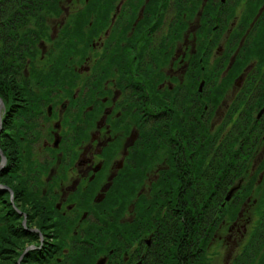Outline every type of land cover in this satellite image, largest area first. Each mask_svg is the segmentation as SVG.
<instances>
[{
  "label": "rangeland",
  "instance_id": "374dc122",
  "mask_svg": "<svg viewBox=\"0 0 264 264\" xmlns=\"http://www.w3.org/2000/svg\"><path fill=\"white\" fill-rule=\"evenodd\" d=\"M11 1L0 0V26L4 28L8 27V30L10 28L8 24H5V22L10 18V16H13V14H15L12 8L15 5L14 3L11 4ZM122 1L124 0H118L117 2L113 3L115 4V8L117 7V12H119L120 18L118 19V17L114 16L111 17L112 24H117V26L115 31L109 29L108 34H106L109 37V42L106 44V46L108 45V48L116 47L119 41H124L126 35L134 33L136 26L141 22L139 17L140 10L144 5L150 2L149 0H126L127 2L123 3ZM206 1L207 0H159L160 7L158 15H160V32L157 33V37H155V39H153L151 37L152 35H149L146 31H143L141 33V39L138 41V47L144 44L147 51L144 52V58L142 59L141 63H139V61L137 60L138 63L135 65V67H133V70L138 66H141V68L145 71L151 70L152 72H154V74L156 70V73L159 74V78H162L161 81L160 79L158 80L157 84L160 86V89L162 91H164L165 89H169V87L176 88L177 93L175 102L177 104V107H182L186 111V121L188 120V122L191 123L192 119L195 118V115L198 114L200 115L198 119L199 125H207V123L209 122L208 133L210 135H213L212 139L217 138V145L216 147L214 146L216 149H218L217 154L212 151L213 156L217 157L215 160H217L218 158H221L219 157V155H224L226 150L225 148L227 147L224 146L226 142H235V148L240 146V144L243 145L240 140L245 136V132H248L251 128L254 133L259 134V137H262L264 135V99H259L262 95L264 96V88L261 86V84H263L264 82V70L259 69L261 66L264 68V63L261 64V62L264 61V55H260L255 59H249L245 64V68H247L254 62H257L254 65L253 69L255 71H259L258 73L252 72L249 74L247 73V75L246 73H244V67H242V69L236 73L235 77L232 80L227 79L226 74H228L229 70L233 67L234 60L242 55L240 54L241 51L240 53H237V50H239V48L241 49L244 43H248V39L251 35L245 40H242V37H237L229 40L225 39L227 34L224 36L226 30L223 32L222 27H227V22H225V19H223L221 26L220 24L216 25V22H214V20L211 23L208 22V26L207 24L203 27L201 26L200 28L203 29H199V31L196 32V36L195 32H191V28L193 25V28L198 25L197 20L199 14L196 15L197 10L203 12L206 6L209 4L208 9L206 10L207 13L209 10H211V5L214 6L213 10H216L218 5L222 6V2L220 0H213L214 3L212 2V0H209L207 3H205ZM137 2L139 3V5L137 6L138 10L136 13V10L134 11L133 6ZM198 3L200 4L198 5ZM249 5L251 6V2ZM82 6L83 0H63L62 10L60 11V13L52 18L48 17V32L53 39H62L63 34H61V29H63L65 25L71 21L70 14L74 12L78 13L80 9H82ZM257 8L259 12L262 9L263 14L264 4L260 5ZM245 11H247L245 10V8H241V13H245ZM211 16L214 18L215 12H213ZM166 19H168V21L173 19L174 21L171 25H169L164 23V20ZM204 21L206 22L205 17L203 19V23ZM214 23L216 29L220 27L218 33H211V30L208 31V29L205 31L206 27L212 28L214 26ZM126 24H128V28L126 31H124L123 29H125ZM145 28H147V26ZM4 30L7 31L6 29ZM220 34L221 38L219 37ZM157 38L159 39L158 50L157 46L155 45ZM101 40H99L97 44H100L99 42ZM146 41L149 42L147 43ZM162 44L163 48H165L163 51H161L160 49ZM41 46L43 47L42 54L44 59L38 64V66L41 67L42 65V68L46 69L47 71H45L46 74L39 75L40 79H43L49 84L50 82L55 83V81H57V83H61L62 80L61 82L59 81L62 78L63 80H65V83H67L66 80L68 78V75H70L67 67L70 68L71 64H69L68 61L62 62V58L57 56V54H59V49L56 47L57 45L54 40H50L49 38H47L46 40L43 39L39 44L40 49ZM8 48L10 49V47ZM262 49L264 50V45H262ZM99 51V46L96 45L93 48V51L88 55V57L82 64L77 63L79 57H76L75 62H73L74 64L71 62L73 65L78 66L77 71H80L81 77L79 78V83L81 85L80 87H78V89L80 88V97L79 95L77 96L76 102H74V104L76 105L73 104L70 106L72 102L69 103L68 106H66V108L62 110V114L65 117L64 120L67 121L66 123H69L68 121L76 116L74 120L75 127H71L76 129V134L74 135L73 133H71L70 137L74 136V138L63 142L58 147L59 149L57 150L59 152L57 153V155H55L54 158H51V155L49 154L50 151L45 149L42 140L45 136L47 128H44L43 134L39 132L40 129L44 127H42V124H44L45 120H47L49 117L46 108L50 103L53 102L45 101V112L43 111L42 113H37V117H34V115L36 116V113L31 115L33 116V118L29 117L28 112H22L24 111L22 107L26 106V101L22 97L17 102L14 101L12 104L11 102L9 103V106L12 110H14L15 115H13V113H9V115L6 113V104L2 109V119H5V117L6 119L2 121V129L0 131V147L4 146L3 144H5V147L7 148L8 141L13 143L12 139H14V143L16 145L20 143V145H22L21 148L23 149V147L28 145L30 139L35 140L39 137L41 139H39V143H35V148L33 149L31 155V163L28 160L25 164L24 169H20V171H18V175L22 176L23 179H20L18 177V179H14L15 182H12L11 184L7 182V180H9L7 178V175L9 174L8 170L12 172V170L10 169V163L8 164L6 161H1L0 163V186H2L3 188L0 191V195L4 196L5 201H8L12 205L9 206L10 213L12 212V214L16 216L19 221V228L23 232L20 239V242L23 243L20 247L14 248L15 252H20V255H18L17 258L18 264H25L23 263V261H28V259H30L28 253L34 247L35 249L43 247L44 251H47L46 248H48V246L52 248V246L56 244L57 240L59 242L62 240V238L61 240L59 239V236L65 239L66 242L62 243V245L68 252H70V249L72 252V250H75L77 248L84 251L86 250V248H83L84 246H92V248L95 250L88 251L87 254L89 255L90 252H95L96 255H98L94 264H98L99 260H101L102 258H106L104 264L109 263V259L113 260L112 262L115 263L121 261L125 264H131L130 261L132 262V264H141V261H139V259L141 260V258L143 259V264H151V261L158 260V257H156V259L154 258L155 251H157L159 248V241H157L158 238L155 235L156 233L154 231L152 232L154 234L153 239H151L150 236L152 233L147 234L142 237L141 244H138L137 241H134L132 242L130 247H127L130 242H128V240L124 239L122 236L115 234L116 231L114 230L116 229L111 225V223L114 222V219L116 217H114L112 213L108 212L110 210L104 211V203L101 204L100 207L95 208L94 211H91V214H89V218H87V221L86 218H83V220L80 221L81 218L79 216L80 219L77 220V223H75L73 226V228L77 229L78 231L75 232L74 230L70 232V234L69 232H65L62 226L63 221L60 222L61 228L56 227L55 224L57 220L53 218L56 221L55 222L52 218L51 220L48 219V217L46 216V211L44 212L43 209V212H41V214L35 215L36 209L34 206V202L32 201V192H34V190L37 192V202L41 204L43 202L44 196V187L42 185H46L47 179L49 178L46 175L43 176L44 170L46 169V167H48V170L51 169V164L53 162L55 163L56 159L60 160L59 154L61 152H63L64 155H67V153L69 154V152L73 150V148H77L80 145L87 146L91 142L89 138L90 136H92L91 133H93L96 129L95 119L98 115L100 118L101 116H103V105H107L108 107L112 106L113 115L124 113L125 120H122V122H126V125H130L129 130H124L123 125L121 127L115 126L114 121L111 128V134L113 136H117V138H114L115 140L112 142L109 148L110 152L114 150V154H117V152L121 154L123 147L125 148V145L128 142H131V138H128L126 142L124 139L129 131L130 133L132 131V138H134L135 140V147L130 148L129 152L139 147L140 144H143L142 142H144V136L142 135L140 124L141 126H143L141 119L144 115V119L150 121L148 122L149 125H147V128H151L152 121L154 122V124L161 121V126H156L157 129L155 130V134H153L154 138H156L155 146L161 148L158 152L157 159L154 154V151L156 149H154L151 145L149 146L150 149L148 151V156L144 158V155H142V158L146 160L140 159V155L136 151L134 156H132V158L129 157L128 160L130 161V163L131 161H136L140 164L138 163L137 165H135V162L132 163L130 165V167L132 168V172L126 173L123 178L124 180L121 179L119 181L121 185H124V187L120 188L119 191L124 193L125 197L128 190L123 181H125L127 184L140 183L138 184L137 188V195H139V197L136 198L133 196V199L130 200V202L126 205V209L123 210L121 216L117 218V221H119L121 224L133 222L136 219L141 220L143 215L148 212V210L144 209V207L142 206L138 210L135 209L136 204L138 207L139 204L143 205L144 203L141 199L139 200L140 193L145 194L147 199L153 197L154 192L151 191V186L153 185V183L155 184L161 181L163 171L160 170L166 167V165L163 164V160L168 157V152H173L171 148L174 149L175 141L179 140L177 131L180 130L177 127L171 128L173 125L172 123L170 127L171 136L169 139H167V137L169 136L165 137L168 129L162 128V126L166 124V120H170L169 117L172 116L171 113L165 110L169 106H164L163 108L156 107V109L154 106H151V104H148V106H146L145 104L135 106L134 104H132V102L125 101L126 93L122 92L123 90L121 89V82L117 80L118 77L115 71L108 72L107 70V77L105 82L102 84L103 87L101 89H99L98 86H94V83L96 82V72L102 70V66H95L96 60H94L93 58V56H96ZM109 51H111V49L107 50V53ZM136 52L137 51L135 50L132 53V57L135 56ZM40 56L42 57V55ZM197 64L198 66L201 65L202 74H200L198 78L196 77L197 80L195 83V90L193 81L196 76H194V70L196 69L195 67ZM64 65H67V67H64ZM188 65L189 68L187 67ZM23 69H21L20 71H22V73L24 74L27 69H24V71ZM32 69L33 68H31V70ZM59 71H61V78L58 74ZM2 72L3 70L0 69L1 74ZM166 74H169L170 76L173 75L174 80H171V78L167 77ZM35 77L37 76H33L31 72L30 75H25L24 80L29 81V86L18 83L20 85V88H17L16 95H22L21 88H24L26 94L29 97H32L29 91V87H31L32 85L34 86ZM6 80L7 78L4 75H0V85L3 84V82ZM146 80V77H144L145 82ZM115 83H117L118 86L115 85ZM254 83L256 85H254ZM61 85L50 87L49 89V93L51 97L53 96L54 99V107L52 108L54 114L59 109L58 107L60 106V104L64 102L66 103L67 98H71V92H69L71 88L67 84L63 86ZM219 86L222 87L221 96L214 93L215 89L217 87L219 88ZM63 87H65V89ZM107 87H109L110 89L112 88L111 91H113V93L110 94L111 96H108V93L106 92ZM96 90H98V92L100 91V93L96 94ZM198 93L202 94L200 95V98L203 100H200L198 98ZM97 95L98 99H96ZM171 95L174 96L172 92ZM106 96L109 97V100ZM102 98H106L107 103L102 102L101 104ZM132 100H138L137 96L132 97ZM154 112L158 115L154 116ZM250 116L252 117L251 123L248 120ZM29 118H31L35 122V124L32 126V131L27 134L29 137H26V134L23 133H25L26 125L30 122ZM154 119L158 121H155ZM16 121L20 124L19 129L12 127V125H14ZM124 131H126L127 133H125ZM195 133L198 137L199 130ZM11 134L14 135V137H12ZM22 135L26 137L23 140L21 138ZM65 135L67 136V132H65ZM160 136L162 137L160 138ZM237 140L238 143H236ZM56 141L58 143L57 139ZM223 148L225 150H223ZM6 150L8 152V148ZM29 153H25L18 147L17 153L15 155L18 154L25 157L29 155ZM18 155L15 157L16 159H18ZM181 155V157H184L186 159L188 153L184 150ZM0 157H2L1 153ZM5 158H8L11 161L12 156H10L8 152V157L6 156ZM135 158H139V161ZM0 159L3 160V157ZM263 161L264 142L259 143L252 150V155L248 160L250 166L248 168L249 173L247 179H241L235 182L233 181L232 185L228 187L227 190L225 188L224 190L222 189V191H220V199L222 198L225 202H230V209H232L233 206L237 203L240 210H238L237 216L234 219L227 217L224 220H220V223L215 224L216 226L211 233L209 243L203 251L204 257L202 264H235L237 259L241 256L243 257L246 252L250 255L254 254L257 257L256 261L259 260V258L264 257V242L260 246L257 242L258 239H256L253 245L251 244V240H253L254 238H258L259 234L262 233L264 235V230L262 228L264 224H261V226L259 225L260 228H258V225H256V218L259 216L257 214L258 211L256 213V203L258 202L259 198L264 195V163L262 167L260 166L261 162ZM147 163L151 164L150 166L152 169V176L150 179H152V181L148 179V181L142 182L141 180L134 178V169H137V167L143 168ZM2 164L4 165L2 166ZM28 173H30L29 175H32V178L30 179L31 182H29V180H26L27 182H24V176L27 177ZM252 173L254 178L256 177L255 180H252L255 184L254 190L249 195H246L245 198H242V196L244 195V193L242 192L243 184H247V182L249 181L248 179L250 178ZM131 174H133V179L131 178L132 180L128 179ZM114 180L113 183L115 182ZM127 187L129 188V185ZM237 192H239L238 196L236 195ZM164 194L165 193H161V195ZM206 194L207 193H205V195ZM26 196L27 199H22V197ZM93 196L95 197L94 194L92 195V198H94ZM155 196L158 195L156 194ZM105 197L102 201L105 200ZM240 198H242L241 202L239 200ZM163 199L165 201H168L167 197L165 196ZM102 201L95 202L96 206ZM4 205H7V202ZM52 212L56 214V212ZM156 214H153L152 217L154 218ZM170 214L172 217H174L173 212ZM171 216L170 219H168V223L173 224L175 221V217L173 220ZM103 218L104 220L109 219L107 224L102 222ZM186 218L188 220V225L186 224V227H189L190 229L184 239V242L186 243L185 248L187 252L190 253V256L193 257V254L195 256L196 250L194 245H192L190 241H192L193 239V224L195 225L196 223H192L193 221H191V216H188ZM164 220H166V218H164ZM170 220H173V223ZM153 221L156 222L155 220ZM0 224L5 225V219ZM85 225V229H82ZM158 226L159 225H155V228L153 230H157ZM17 227L18 226H16L15 228ZM58 231H60V233L58 238H56V232ZM88 232H93L95 233L94 235H103L106 232L110 234V232H113L111 233V235L114 234L115 237L113 236V241H110V239L107 240L108 236L104 237L106 235L105 234L101 237V239L94 236V238H91V240L88 241ZM66 237H68V239H66ZM187 237L190 238V241L186 239ZM147 240L148 242H151V240L153 241L149 245L147 244ZM94 241L97 242L98 246L95 245L96 243L93 244ZM94 245L96 247H94ZM72 246L74 247V249ZM248 247H250V249L247 251ZM115 251L118 252L114 254ZM112 254L114 255L112 256ZM57 259V261L60 260L61 263L63 258L61 257V255H59V258ZM194 259H196V257H194ZM199 262L200 261L197 260L195 264H200ZM29 264L32 263L29 262ZM52 264H56V262H53ZM157 264L160 263L157 262Z\"/></svg>",
  "mask_w": 264,
  "mask_h": 264
},
{
  "label": "trees",
  "instance_id": "16d2710c",
  "mask_svg": "<svg viewBox=\"0 0 264 264\" xmlns=\"http://www.w3.org/2000/svg\"><path fill=\"white\" fill-rule=\"evenodd\" d=\"M117 1L118 0H83L82 9H80L78 13H71V21L68 22L63 29H61V34L64 35H62L61 40L59 38L53 39L49 34L48 17L52 18L60 13L62 10L63 0L11 1V4L14 3L15 5L12 7L15 14L10 16L6 22L4 21L5 24H8L10 29L8 30V27L4 28L0 26V69L3 70L0 75H4L7 78V80L0 85V96L4 99L7 107L6 113L8 115L9 113L15 114L14 110L10 108L9 103L11 102L12 104L14 101H19L21 97L26 101V106L22 107V109H24L22 112H28V114L42 113L44 111L45 101L51 102L53 100V97H51L49 93L50 87L61 85L60 83H57V81H55V83L50 82L48 84L39 77L40 74L44 75L46 74L45 71H47L42 68V65L41 67L38 66V64L44 59L42 54L43 47L41 46V49L39 47V44L43 39L46 40L49 38L50 40H54L57 45L56 47L59 49V54H57V56L62 58V62L68 61L71 65L75 61L76 57H79L78 61L82 64L88 55L93 51V48L98 45L100 49L99 53L96 56H92L94 60H96L95 66H102V70L96 72V86H98L99 89L103 87L102 84L105 82L108 72L115 71L118 77L117 80L122 82L121 75H124L129 71L131 72V70H122V67H134L138 63L137 60L141 63L144 58V52L147 51V49L144 44L138 47V41L141 39L140 34L147 26V21L145 19H142L136 26L134 33L126 35L124 41H119L116 47L108 48V45L106 46L109 42V37L106 34H108L109 29L115 31L117 26V24H112L111 17L114 16L118 17V19L120 18L119 12H117V7L115 8V4H113ZM149 1L150 2L145 5L144 17L151 16L152 18L153 13H148V11L153 12L154 9H157L159 0ZM255 1L256 2H254V0H249L248 3L250 4V2H254L256 8L264 4V0ZM138 5L139 3L137 2L133 6L136 13ZM261 16H264V12ZM127 28L128 24H126V27L123 30L126 31ZM99 40H101L99 42L100 44H97ZM146 42L148 43L149 41ZM263 42L264 33H261V35L258 36L257 41H255L257 51L264 52L262 49V45H264ZM8 47H10V49ZM109 49H111V51L107 53V50ZM160 49L161 51L164 50L163 44ZM135 50L137 52L135 56L132 57V53ZM40 55H42V57ZM242 65H244L243 62L237 64L236 60L233 67L229 70L228 74H226V78L232 80L236 73L244 67ZM23 68L27 69L24 74L20 71ZM31 68L33 69L31 70ZM195 68L194 76H196L193 81V86L196 90L195 83L199 75L202 74V69L201 65L198 66V64ZM61 71L58 73L60 78ZM30 72L33 76L39 77H35L34 86L32 85L29 87L32 97H29L26 94L24 88H21L22 95H16L17 88H20L18 83L29 86V81L24 80V78L25 75H30ZM143 72L144 75H146V82L150 81V84L146 83L144 86L145 93L143 92V102L145 105L148 106V104H151V106H154L155 108L169 106L165 110L172 114V116L169 117L170 120H166V124L162 126L163 129H168L165 137L169 136L167 139L170 138V129L173 127H177L180 130L177 131L179 140L175 139L177 140L175 141V147L174 149L171 148L173 152H168L167 161L171 167L170 169L163 171V176L159 183H153L151 186V191L154 192L153 197L147 199L145 194L140 193L139 200L141 199L144 203L143 205L139 204L138 207L136 204L135 209L138 210L142 206L144 209L148 210V212L143 215L141 220L136 219L133 222H127L126 224H121L117 221V218L121 216L123 210L126 209V205L133 199V196L136 198L139 197V195H137V188L138 184H140H127L120 176L115 178V182L107 191L104 200L105 202L102 201L101 203H98L99 206L97 205L95 208L100 207V205L104 203V211L110 210L108 212L112 213L113 216L116 217L111 225L116 229L114 230L116 231V235H120L130 242L127 247H130L134 241L141 244L142 237L147 234H151L154 231L158 238L157 241H159V248L154 254V258L156 259V257H158V260L155 261L160 264H195L197 260H199V263L202 264L204 257L203 251L209 243L211 233L216 226L215 224L220 223V220H224L227 217L234 219L237 216L238 210H240L237 203L232 209H230L231 203L225 202L222 198L220 199V191L225 188L227 190L228 187L232 185L233 181L235 182L237 180L247 179L249 166L244 164L252 155V147H254L255 144L258 145V139L261 138L257 135V133L248 132L243 145L240 144V146H238L237 144L238 147L235 148V142H226L224 145L227 146L225 148L226 150L223 148V150H225L224 155H219L221 158L215 160L217 157L213 156V152L217 154L218 149L215 148L217 145V138L212 139L213 135L208 133L209 122L207 125H202L201 123V125H199L198 119L200 115L198 114L195 115V118L192 119L191 123H189L188 120L186 121V111L182 107H177L176 102L169 101L172 96L171 92H169L170 90L165 89L162 91L158 88V81L156 82L153 78L149 79L150 74L153 73L151 70H143ZM159 79L160 81L162 80L161 77ZM61 80L62 83L65 81L61 78L59 82H61ZM221 90L222 87L219 86V88L217 87L215 89L214 93L221 96ZM197 95L200 100H203L200 98V95L202 94L198 93ZM174 101H176V99ZM143 102H139L140 104L138 103V105H143ZM155 114L158 115L157 113ZM154 120L158 121L156 119ZM248 120L251 123L252 117L250 116ZM141 121L143 126L140 124V128L142 129L144 142H142L143 144H140L139 147L135 148V153L137 151L140 155L139 158L144 159L148 156V151L150 149L149 146L151 145L154 149H156L154 154L157 159L158 152L161 148L155 146L156 138H154L153 134H155V130L157 129L156 126H161V121L159 123L156 122V124L152 121L151 128H147V125H149L148 122L150 121L142 119ZM171 123L173 124L172 127ZM198 130L199 135L197 137L195 132H198ZM250 130H252V128ZM255 136L257 143L256 140L254 141ZM161 137L162 136H160V138ZM236 143H238V140ZM3 145L4 146H1V148L7 157L8 152L10 156L17 153L12 142L8 141L7 143L8 152L5 147L6 145ZM184 150L188 153L186 159L181 157ZM142 155H144V158H142ZM139 158L135 159L139 161ZM136 163L138 164L139 162ZM262 163H264V161ZM147 164H145L146 167L149 166V164ZM134 170V178L143 182V168L137 167V169ZM12 172L8 171L9 174L7 175V178L9 179L7 182L10 184L15 182L14 179H18V176H15L14 172ZM251 176L248 179L249 181L247 184H243L242 192L244 195L242 198H245L246 195H249L254 190L255 184L252 180H255L256 177L254 178L253 173ZM131 178L133 179V174H131L128 179ZM121 179H123L122 181L128 190L126 197L124 193L119 191L120 188L124 187V185H121L119 182ZM128 185L129 188L127 187ZM161 193L165 194L161 195ZM205 193L207 194L205 195ZM156 194L158 196H155ZM238 194L239 192L236 193L237 196ZM164 196L167 197L168 201L163 199ZM32 197V201L34 202L36 209L35 215L46 211L48 219H53L54 216L50 209L46 207V205L41 203V206V204L37 202L38 195L35 190L32 192ZM25 198L27 199V196L22 197V199ZM242 198L239 199L240 202L242 201ZM6 202L7 205H4ZM0 204V223L5 219V225L0 224V264H18L17 258L18 255H20V252H15L14 248L20 247L23 243L20 242L22 236L21 234L23 232L19 228V221L16 216L13 215L12 212L10 213L9 206L12 205L8 201H5L4 196L1 195ZM263 210L264 195H262L256 203V213L258 211L257 214L259 215L256 218V225H258V228H260L261 224H264ZM172 212L175 217L174 223V217L170 214ZM153 214H156V219L155 217H152ZM170 216L173 219L172 221L170 220L173 224L168 223ZM188 216H191V221H193L192 223H196L195 225L193 224L194 229L192 231V241L189 240V237L186 238L195 247L196 251L195 256L193 254V257L187 252L185 248L186 243L184 242L186 234L190 229L189 227H186V224L188 225L186 217ZM164 218H166L167 221L164 220ZM108 221L109 219L104 220L103 218L102 222L107 224ZM59 223L60 222H56L55 225L56 227L61 228V223ZM155 225H159L157 230H153ZM16 226L18 227L15 228ZM262 228L264 230V225ZM59 233L60 231L56 232V238H58ZM88 233V241H90L91 238H94V236L101 239V237L105 234L106 235L104 237L108 236L107 240L110 239V241H113L112 239L114 234L111 235L113 232H110V234L106 232L103 235H94L95 233L93 232ZM61 238L63 237L59 236L60 240ZM256 239H258V245L261 246L264 242V235L261 233L258 235V238L251 240L252 245ZM93 244L97 245V242L94 241ZM95 245L94 247H96ZM63 247L64 246L61 241L59 242L57 240L56 244H54L52 248L47 251H44L43 247L32 249L28 253L30 259H28V261H23V263L29 264V262H31L32 264H45L49 261L51 263L56 262V264H71V262L72 264H94L98 256L95 252H90L89 255L87 254L88 251L95 250L92 246H84L83 248H86L84 251L77 248L72 250V252L74 251L73 253L71 252V249L70 252L66 250L64 251ZM249 249L250 247L247 248V251ZM116 252L118 251H115L114 254H116ZM114 254H112V256ZM59 255H61L64 259H62L61 263L57 261ZM194 257H196V259H194ZM256 259L257 257L254 254L250 255L246 252L243 257L241 256L237 259L235 264H264V257L259 258L257 261ZM112 261L113 260L109 259V263L107 264H125L121 261L118 263ZM155 261H151V264H157ZM130 263L132 264L131 261Z\"/></svg>",
  "mask_w": 264,
  "mask_h": 264
},
{
  "label": "flooded vegetation",
  "instance_id": "af4514ba",
  "mask_svg": "<svg viewBox=\"0 0 264 264\" xmlns=\"http://www.w3.org/2000/svg\"><path fill=\"white\" fill-rule=\"evenodd\" d=\"M208 1L209 0H207L205 3H207ZM220 1L222 2V6L218 5L216 10H213L214 6L211 5L210 6L211 10H209L206 13V10L208 9L209 4L206 6L203 12L200 10H197L196 15L199 14V17L197 20L198 25H196L195 28H193L194 26L193 25L191 28V32L193 33L195 32L196 34V32H198L199 29H203V28H200L201 26L203 27L206 24L208 26L209 24L208 22L211 23L213 20L214 22H216V25L220 24L221 26L223 19H225V22H227V27H222L223 32L226 30V32L224 33V36L227 34L225 39L229 40V39H234L237 37H242V40H245L251 35L250 38L248 39V43L247 42L244 43L241 49L239 48V50H237V53H240L241 51L240 54L242 55H240L241 57V58L239 57L240 59L237 58L234 60V62L236 60H237V64L240 62H243L244 65L242 66H244L243 70H245L244 73L246 74L247 73L249 74L252 72L258 73L259 71H255L253 69L254 65L257 62H254L251 66H248L247 68H245V64L249 59H252V58L255 59L259 57L260 55H264L263 51H257V46L255 44V41H257L258 36L261 35V33H264V16H261L262 9L260 12L258 11V9L254 5V2H256L255 0L254 2H251V6L248 3L249 0H220ZM122 2L126 3L127 1L124 0ZM212 2L214 3L213 0ZM199 4L200 3H198V5ZM158 6H157V9L153 10V12L148 11V13H153L152 18L151 16L144 17L145 5L142 7V9L139 12L140 20L145 19L147 21V28H145L144 31L148 32L149 35H152L151 37L153 39L157 37V33L160 32V29H161V24L159 21L160 15H158L159 14ZM241 8H245V10L247 11H245V13H241ZM213 12H215L214 18L211 16ZM204 17H205L206 22L204 21L203 23ZM173 21H174L173 19L170 21L166 19L164 20V23L171 25ZM207 29L208 31L211 30V33L216 34L219 32L220 27L216 29V26L214 23V26L212 28L206 27L205 31ZM140 37H141V34H140ZM219 37L221 38V34L219 35ZM155 45L157 46V50H158L159 48L158 38L155 42ZM77 63H79V61H77ZM263 63L264 61L261 62V64ZM72 65H70L71 66L70 68L67 67V65L64 66L68 68L70 75H68V78L66 80L67 83H65V81H63V83L62 82L60 83L62 84L61 86L67 84L71 88L69 91L71 92V98H67L66 103L64 102L60 104V106L58 107L59 109L57 110L55 114L53 113V109H52L54 107V104H53L54 99L52 98L53 100L51 102L53 103H50L46 108L49 117L47 120H45V123L42 124V127L43 126L44 127L41 128L39 131L41 134H43L44 128H47L45 132V136L43 137L42 140H43L45 149L50 151L49 154L51 155V158H54L55 155H57V153L59 152L57 149H59L58 147L63 142H66L67 140L74 138V136L70 137L71 133H73L74 135L76 134V129L71 128L73 126L75 127L74 120L76 116L70 119L68 121L69 123H66L67 121L64 120L65 117L62 114L63 113L62 110L66 108V106H68L69 103L72 102L70 106L73 105L74 102H76L77 96L79 95L80 97V92H79L80 88L78 89V87H80L81 85L79 83V78L81 77V75H80V71H77L78 66H75V65L72 66ZM187 67L189 68V65ZM259 69L264 70L262 66ZM122 70H127V71L131 70V72L129 71L125 73L124 75H121V78H122L121 89L123 90L122 92L126 93L125 101L132 102V104L136 106L138 105L139 102L140 103L143 102V99H144L143 92L145 93L144 85L146 83L150 84V81H147V82L144 81V77H146V75H144V72H143L144 69H142L141 66H138L134 70H133V67L131 66H125V67L123 66ZM166 75L167 77H170L171 80H174L173 75L171 76L169 74H166ZM150 78H153L155 81L159 80V74L156 73V70H155V74L154 72L150 74L149 79ZM165 79H166V76H165ZM115 85H117V83H115ZM254 85L256 84L254 83ZM94 86H96V82L94 83ZM261 86L264 88V82L263 84H261ZM63 88L65 89V87ZM158 88H160L159 85H158ZM106 89H107L106 92L108 93V96H111L110 94L113 93V91H111L112 88L110 89L109 87H107ZM168 90H170L169 92H172V94L174 95L170 98L169 101L175 102L174 100H175L176 93H177L176 88L169 87ZM93 92H94V89H93ZM95 93L98 94L100 93V91L98 92V90H96ZM108 96L106 97L109 100ZM134 96H137L138 100L133 101L132 97ZM96 99H98V95L96 96ZM259 99L263 100L264 96L262 95ZM101 100H102L101 104L102 102L107 103L106 98H102ZM103 107H104L103 116H101L100 118L98 115L95 119L96 129L93 133H91L92 136H90L89 138L91 142L87 146L80 145L77 148L76 147L73 148V150H71L69 154L67 153V155H64V153L61 152L59 154L60 160L56 159V162L55 163L53 162L51 164L52 168L48 170V167H46V169L43 172L44 173L43 176L46 175L49 178L47 179V184L42 185L44 187V192H43L44 196H43L42 203H44V205H46V207L50 209L51 213L54 216L53 218L56 219L57 222L63 221L62 226L65 232L66 233L69 232V234L70 232L74 230L75 232L78 231L77 229L73 228L74 224L77 223V220L81 218L80 221H82L83 218H86V221H87V218H89V214H91V211H94L96 207L95 202H100L104 199L105 195L107 194V191L109 190L110 186L113 183L114 178H116L117 176L124 178V175L126 173L132 172V168L130 167V165L134 162L136 163V161H133V162L131 161L130 163V161L128 160V158L129 157L132 158V156H134V153H135V149H133V151L131 150L132 153L129 152L130 148L135 147L134 146L135 140L134 138H132L133 137L132 131L131 133L129 131V133L124 138L125 142L128 138H131V142L130 143L128 142L125 145V148L123 147L121 154L118 152L117 154H114V150L110 152L109 150L110 145L115 140L114 138H117V136H113L111 134V128H112L114 121H115V126L121 127L123 125L124 130H129L130 125L129 124L126 125V122H122V120H125L124 113L122 114L118 113L117 115H113L112 106L108 107L107 105H103ZM28 115L29 117L33 118V116H31L33 114H28ZM85 115H84V118H85ZM37 116L38 115L36 113V116L34 115V117H37ZM154 116H156L155 113H154ZM144 118H145V115L142 117V120H145ZM4 120L5 119H2V121ZM29 121L30 122L26 125L25 133H23V134H26L25 135L26 137H29L27 134H29V132L32 131V126L35 124V122L31 118H29ZM19 125L20 124L16 121V123H14L12 127L19 129ZM65 132H67V136L65 135ZM124 132L127 133L126 131ZM248 132H253V130H249ZM248 132H245V136L240 140L242 143L244 142V139L246 138ZM15 135H16V132H15ZM25 136L24 135L21 136L22 140L26 138ZM256 136L254 138V141L256 140V143H257ZM12 137H14V135H12ZM260 138L261 139H258L259 143H263L264 135ZM39 139L40 137L35 140L30 139L28 142V145L23 147V149L21 148L22 145H20V143L16 145L14 143L15 140L12 139L14 143L13 146H14L15 151L18 150V147L20 150L24 151L25 153L27 152L29 153V150H30L29 155L25 157L17 154L18 159L15 158L17 155H12L11 161L7 158L6 162L8 164L10 163V166H11L10 169L14 172V175L18 176L20 179H23V178L22 176L18 175V171H20V169L21 170L24 169L25 164L28 160L31 163L32 151L35 148V143L37 144L41 140ZM56 139L58 140V143ZM256 146L257 144H255V146L252 147V150ZM1 161L2 159H0V163ZM163 164H165L166 167L162 168V170L160 171H165L167 169H170L171 166L168 163L167 158L163 160ZM150 165L151 164H149V166L147 167L146 166L143 167V173H144L143 178H142L143 181H148V179H150L152 176L151 175L152 169ZM244 165L250 166L248 160L246 161ZM262 165L263 163L261 162L260 166ZM29 174L30 173H28L27 177L24 176V182L26 180H29V182H31L30 179L32 178V175H29ZM150 181H152V179H150ZM2 189H3L2 186H0V191ZM93 194L95 195V197L93 196L94 198H92ZM52 211L56 212V214H54ZM59 211H60V214H59ZM85 227L86 225L82 229H85ZM150 236H151V239H153L154 234L152 233ZM66 239H68V237H66ZM61 241H62L61 243L66 242L64 238H62ZM152 241L153 240H151V242H148L147 240V244L150 245ZM50 248L51 247L48 246L46 250ZM33 249H35V247ZM63 250H65V247H63ZM139 261H141V264H143L142 258L141 260L139 259ZM46 264H52V263L47 261Z\"/></svg>",
  "mask_w": 264,
  "mask_h": 264
},
{
  "label": "water",
  "instance_id": "95a60500",
  "mask_svg": "<svg viewBox=\"0 0 264 264\" xmlns=\"http://www.w3.org/2000/svg\"><path fill=\"white\" fill-rule=\"evenodd\" d=\"M3 108H4V101L0 97V131L2 129V109ZM0 153H1L2 157H3L2 162L6 161V158H5L4 154L2 153V151ZM105 261H106V258H102L101 260H99L98 264H104Z\"/></svg>",
  "mask_w": 264,
  "mask_h": 264
}]
</instances>
